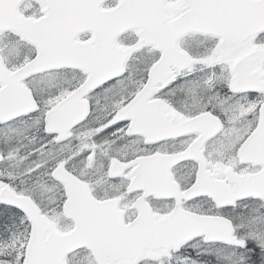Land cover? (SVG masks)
<instances>
[{
    "label": "snow or ice",
    "instance_id": "snow-or-ice-1",
    "mask_svg": "<svg viewBox=\"0 0 264 264\" xmlns=\"http://www.w3.org/2000/svg\"><path fill=\"white\" fill-rule=\"evenodd\" d=\"M0 264H264V0H0Z\"/></svg>",
    "mask_w": 264,
    "mask_h": 264
}]
</instances>
